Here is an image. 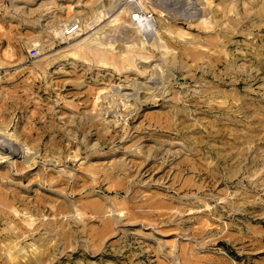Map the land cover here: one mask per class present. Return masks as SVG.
Listing matches in <instances>:
<instances>
[{
	"label": "rangeland",
	"instance_id": "374dc122",
	"mask_svg": "<svg viewBox=\"0 0 264 264\" xmlns=\"http://www.w3.org/2000/svg\"><path fill=\"white\" fill-rule=\"evenodd\" d=\"M0 264H264V0H0Z\"/></svg>",
	"mask_w": 264,
	"mask_h": 264
},
{
	"label": "built area",
	"instance_id": "2783aa9c",
	"mask_svg": "<svg viewBox=\"0 0 264 264\" xmlns=\"http://www.w3.org/2000/svg\"><path fill=\"white\" fill-rule=\"evenodd\" d=\"M142 17V19H141ZM134 20L136 21H142L144 18L148 19L149 21H151V15L149 16H138L137 14H134ZM82 30V25L80 22H69V23H65L64 25H62L61 28V32L63 33V35L65 36H73L76 35L78 32H80ZM31 56H37L38 55V49L37 48H32L30 51Z\"/></svg>",
	"mask_w": 264,
	"mask_h": 264
},
{
	"label": "bare ground",
	"instance_id": "6f19581e",
	"mask_svg": "<svg viewBox=\"0 0 264 264\" xmlns=\"http://www.w3.org/2000/svg\"><path fill=\"white\" fill-rule=\"evenodd\" d=\"M126 9V8H125ZM134 12H131V19L133 20V17H134ZM139 17L142 15H140V14H137ZM141 19H142V17H141ZM143 21H144V25H146L147 24V26L148 25H150L151 27H152V25H151V21H149L148 19H143ZM142 21V22H143ZM141 24V23H140ZM155 24V23H154ZM143 25V24H142ZM145 27V26H144ZM155 27V26H154ZM154 27H153V29H154ZM141 28V27H140ZM145 29V28H144ZM147 29H149L150 30V28H147ZM147 29H145L146 31H147ZM152 29V30H153ZM149 30L147 31V33H149ZM152 32V31H151ZM155 32V31H154ZM79 33V32H78ZM153 33V32H152ZM151 33V34H152ZM79 34H83V32H80ZM149 35V34H148ZM5 143V142H4ZM12 143V142H11ZM17 146V145H16ZM3 149H6V152L8 153V154H13V155H17L18 153H19V151L20 150H18V148H16V147H14L13 145H5V148L3 147ZM3 155V154H2ZM11 156V155H10ZM3 158L5 159V156H3Z\"/></svg>",
	"mask_w": 264,
	"mask_h": 264
}]
</instances>
